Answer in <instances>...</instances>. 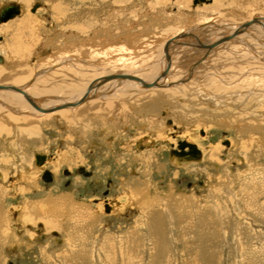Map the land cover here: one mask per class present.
I'll list each match as a JSON object with an SVG mask.
<instances>
[{
  "label": "rangeland",
  "instance_id": "rangeland-1",
  "mask_svg": "<svg viewBox=\"0 0 264 264\" xmlns=\"http://www.w3.org/2000/svg\"><path fill=\"white\" fill-rule=\"evenodd\" d=\"M216 1L223 5L215 10ZM12 2L20 14L0 24V67L14 68L20 57L19 68L30 74L21 87L47 76L65 94V86L81 90L108 69L152 74L167 37L264 15V0L195 7L193 0H0V6ZM214 29L202 35L221 26ZM242 46L207 55L192 48L198 55L184 59L177 53L166 88L172 93L159 98L160 90L136 89L115 120L57 111L21 122L20 113L0 111V264H264V77L247 60L254 75L238 77L226 54L243 55ZM97 55L95 68L102 70L91 67L96 73L74 82L71 58ZM179 141L195 145L200 160L172 163ZM35 154L46 155L44 164L35 165ZM81 168L92 175L79 174ZM46 170L51 182L41 179ZM56 200L66 209H54ZM28 205L54 209L58 220H26ZM79 206L91 220L78 218Z\"/></svg>",
  "mask_w": 264,
  "mask_h": 264
},
{
  "label": "bare ground",
  "instance_id": "bare-ground-1",
  "mask_svg": "<svg viewBox=\"0 0 264 264\" xmlns=\"http://www.w3.org/2000/svg\"><path fill=\"white\" fill-rule=\"evenodd\" d=\"M205 3H207V2H205ZM205 3H202V4H205ZM202 4H196V5L200 6ZM227 4H228L227 6L230 5L229 3H227ZM196 5H194V7ZM222 5H223V1H216L215 10L219 9L220 6H222ZM229 8H234V7H233V5H230ZM19 11H20V6H19ZM253 20H254V22H253ZM246 23H252V24H250L248 27H244L243 25L246 24ZM218 26H221V31L218 32V30H217V32L215 34H212V35H206V34L202 35V33L206 32L207 30H209V28H213L214 29V28H217ZM214 30H216V29H214ZM197 32H199L200 35L197 34ZM180 33H191V36L184 37L186 39L183 38L182 40H180V43H182V44H178V45L177 44L176 45L175 44H171L169 46L168 55L170 56V64H169V66H168V68L166 70L167 71L166 75L165 76H161V78L159 80H157V82L155 83L154 87L144 88V87L141 86V83H139L137 81H134V80H129V79H121V80H119V79H107L106 80L107 76H110L112 74H117V75H120V76L121 75L122 76H126V75L132 76V77H134V78H136V79H138V80H140V81H142L144 83L154 82L161 75V73L163 71H165V69H166V65L167 64H166L165 56L163 54V46H164L165 42L168 41L169 39L179 35ZM180 33L174 35L171 38H168L166 41H164L162 46H159L160 50H159V53L157 55L158 56L157 62H155L156 63V68H154V72L152 74H148L149 71L147 73V70L141 71V69H140L141 72H140L139 76H136L134 74H128V73H121V74L119 72L118 73L117 72L113 73V70L110 71V69H108L110 72L106 71V70H103V71H106V72H104L102 74V76L96 77L95 79L91 80L89 82L88 86H84L81 90L78 89V85L79 84L77 86L73 85V84L65 86L66 87V89H65L66 90V94L63 93L64 92L63 90L60 91L59 85H58L59 83L54 85L51 82V80H50L52 77L49 79V77H47V76L44 77V78L43 77H41V78L38 77L29 86H27L25 84L27 87H21L20 84L26 78H28V76L30 77V74H29V71L27 69L19 68L20 64L24 65L23 64V60L20 57L15 58L14 65H13L14 68H11V66H9V65H7L6 67H0V87H14V88H17V89L23 91L24 94L28 95L32 99V101H30V100L28 101L24 97V95H22L21 93H19L18 91H15L13 89H8V90L0 89V111H3V110H7L8 111L9 110V111H13L14 113H17V114L20 113L21 117H19V118H21L22 120L21 119H18V120L19 121L21 120V122L24 119L25 120L30 119V118H28L30 116H38V118L42 117V116H44L46 114H50V116H51V114H55L57 111H62L60 113V116H63L64 118L65 117L77 118V117H80V116L84 115L87 112H91L92 113V111H93L94 113H96L97 115H99L101 117H105L106 118V117L109 116V117L114 118V120H115L117 115H118L117 117H120L121 114H124V115L126 114V109L124 108L125 107L124 106V102L129 103L130 101L134 100V98L136 96H132V95L134 93V90H136V89H143V90H147V91H149V90H153V91L154 90L155 91L156 90H160L159 92H157V94H155L159 98H160V96H162V94L172 93V92L166 91V88L169 85L168 84V81H169V69H170V67H171V65L173 63L172 59L175 58L173 56H175L177 53H180L181 57L183 55V59L187 58V57H192L193 55L196 56V55H198L199 52L196 51L197 49L194 50L192 48H197V47L205 49L206 52H207L205 54L207 55V54H210L212 52H215V51L219 50V48L220 49L222 48L223 50H228L230 52V48L229 47L232 48V46L237 45V44L241 45V46L243 45L242 46L243 47L242 50L235 48V50H236L235 53L236 52H240V51L241 52L245 51L243 53V55L240 54V53H239L240 55L237 54L238 57L241 56L239 59L236 60V58H238V57L235 56L236 54L230 53L231 57L230 56L228 57L227 54H226V60H230V62H232V64H233L234 61L236 62V63H234V65H235V67L237 65L235 70H238V71H236V73H238V77L240 76V74L248 73V72H250V73H252V75H254L253 74V72H254L253 69H255L256 67L259 68V70L262 72V73H259L257 75L258 76L262 75L264 77V15L263 16L261 15L259 17H257V16L252 17L251 16L247 20H244L242 22L241 21L240 22H236V23L234 22V23H221V24H219V23H214V21L210 22V23L207 22L205 25L204 24L198 25V26H195L194 28L188 29V30L180 32ZM227 37H230V38L228 39ZM221 38H227L228 40L220 42V44L216 43V41L221 39ZM201 39L202 40L203 39L206 40L207 44L203 43V42H200ZM193 41H196L198 43L195 45L194 43H192ZM188 43H189V45H188ZM213 43H215V44L212 45L211 47H206V46H209L210 44H213ZM228 43L233 44V45H230ZM184 45H188L190 47H184ZM218 45H220V46H218ZM180 48H182V49H180ZM233 49H231V50H233ZM178 50L179 51L184 50V52L181 53V52H178ZM211 50H212V52H211ZM238 50H240V51H238ZM189 52H190V54H189ZM184 53H188V54L185 56ZM0 56H2V55L0 54ZM99 56L102 57L101 55H99ZM97 57H98V55L95 56V57H91L90 60H85V58L84 59H82V58L77 59L78 57L77 58H75V57L71 58V59L74 60V61L73 60L69 61V63L72 62L74 64L73 67H72L73 69L71 71V76H72L74 82L76 80H80V79L83 80L84 79V75L88 74V72L90 71L88 69H90L91 67H94V68L97 67V65H98V63L96 64V61L98 60ZM242 57H244V58H242ZM106 58H108V57L105 55L104 56V60ZM241 58L244 61L242 63V66H239L240 64L238 63V61ZM246 60H247V62H248V64L250 66L254 67L253 69L245 64ZM74 62H77V64H75ZM116 62H117V60H116ZM57 64H59V63H57ZM9 67L12 70H10ZM112 67H113V65H112ZM6 68H8V69H6ZM108 68H110V67H108ZM95 69H98V68H95ZM95 69H92V71H90V72L93 73V74L96 73ZM98 70H102V69L100 68ZM232 75H235V73H233ZM232 75H231V78L233 79ZM249 77H251V76H249ZM111 80H113V81H111ZM115 80H116V82H115ZM126 81H131L133 83L126 82ZM78 83H80V81ZM9 84H13V85H9ZM17 84L20 85V86H17ZM66 84H67V82H66ZM118 86H120V87L118 88ZM76 90L79 91V94H77L78 95L77 98L76 97L72 98L73 100L71 99V97H70V99H65L67 96L74 95V92H76ZM142 92H144V91H142ZM155 95H149L148 96L149 98H152L151 99L152 103H157L155 101V98H154ZM46 97H50V98L44 99ZM98 99H101V100H98ZM68 101H69V103H68ZM70 104H71V106H70ZM63 105H69V107H64V108L57 109V110H54V111L51 110L52 108H55L57 106H63ZM34 106L39 108V109H41V110H45L46 112L38 111L37 109H35ZM67 108H71V109L68 110ZM25 111H27V112H25ZM46 117H48V116L46 115ZM34 121H37V120H33V122ZM34 123H36V122H34ZM183 159L185 160L186 158H183ZM183 159L173 157L171 159V162L181 165V161ZM66 160L65 161L61 160V161L62 162H66ZM188 160H191V159H188ZM192 160H194V159H192ZM199 160H200V158L198 160H195V161H199ZM60 163L61 162H59L58 164H60ZM58 201L59 200H56L55 202L52 203L54 205V209L58 208L61 211L66 209L64 207L65 204L62 207L60 204H58ZM53 210L52 211L49 210L47 212H40L41 210L36 209V207L34 205H28L27 207H25V211L27 213L25 212L24 217H25L26 220L29 219L30 221H37L35 218H43V219H46L47 221H50L51 218L53 217L52 221H56V220H58V217H57V214L56 215L52 214ZM1 212H0V215L2 216L4 213L2 214ZM75 213L78 215L79 219L83 215H87L89 217V219L91 220V215L88 212V210H86V208H82V207L79 206V207L75 208ZM49 216H51V217H49ZM20 218H19V220H20ZM66 218H67V221H68L69 217H66ZM4 221H5V219H4ZM69 221H70V219H69ZM49 223H51V222H49ZM0 226H1V219H0Z\"/></svg>",
  "mask_w": 264,
  "mask_h": 264
},
{
  "label": "water",
  "instance_id": "water-1",
  "mask_svg": "<svg viewBox=\"0 0 264 264\" xmlns=\"http://www.w3.org/2000/svg\"><path fill=\"white\" fill-rule=\"evenodd\" d=\"M209 3L210 0H193V5H196V4H202V3ZM38 7V3H36L32 9V11L34 12L35 9ZM20 11H19V5L12 2L8 5H2L0 6V24L1 23H5L11 19H13L15 16L19 15ZM254 22V20H253ZM252 22V23H253ZM252 23H246L244 24L243 26L244 27H248L250 24ZM188 36H191V33H180L179 35L169 39L168 41L165 42L164 46H163V54L165 56V59H166V69L165 71H163L161 73V75L154 81V82H151V83H144L132 76H120V75H117V74H112L110 76H107L106 77V80L107 79H129V80H134V81H137L139 83H141V86L144 87V88H151V87H154L155 86V83L157 82V80H159L161 78V76H165L166 75V70L170 64V56L168 55V49H169V46L171 44H182L180 43V40H182L184 37H188ZM228 39L230 37H227ZM227 38H221L219 40L216 41V43H220V42H223V41H227L228 39ZM1 40V38H0ZM215 43L213 44H210L209 46H206V47H211L212 45H214ZM3 62V59L2 57L0 56V63ZM0 89H13L15 91H18L19 93H21L22 95H24V97L29 101H32V99L23 93V91L17 89V88H14V87H0ZM32 104V103H31ZM71 106V104H70ZM35 107V106H34ZM64 107H69V105H63V106H57L55 108H52L51 110H57V109H61V108H64ZM35 109H37L38 111H41V112H46L45 110H41L37 107H35ZM50 111V110H49ZM202 134V132H201ZM224 145H228V142H225ZM187 148V150H185ZM170 154L172 156H175V157H179V158H186V159H194V160H198L200 158V151L192 144H188L186 143L185 141H179L178 144H177V147L176 149L172 150L170 152ZM35 165L37 166H41L42 164H44L45 162V159H46V155L44 154H35ZM79 174H82L84 176H91V173H87L84 171L83 168L79 169L77 171ZM65 174L68 175L69 173L67 171H65ZM41 179L44 181V182H51L52 178L50 176V173L49 171H44V173L42 174V177ZM105 209L106 211L109 210V207L107 206V204L105 205Z\"/></svg>",
  "mask_w": 264,
  "mask_h": 264
},
{
  "label": "flooded vegetation",
  "instance_id": "flooded-vegetation-1",
  "mask_svg": "<svg viewBox=\"0 0 264 264\" xmlns=\"http://www.w3.org/2000/svg\"><path fill=\"white\" fill-rule=\"evenodd\" d=\"M175 148L171 149V150H174ZM92 175V174H91ZM110 187V185L108 186V188ZM107 197H105V200H106ZM105 204H107V206L109 207L107 201H105ZM110 208V207H109ZM109 211V210H108Z\"/></svg>",
  "mask_w": 264,
  "mask_h": 264
},
{
  "label": "crops",
  "instance_id": "crops-1",
  "mask_svg": "<svg viewBox=\"0 0 264 264\" xmlns=\"http://www.w3.org/2000/svg\"><path fill=\"white\" fill-rule=\"evenodd\" d=\"M168 38H169V37L165 38V40H167ZM163 40H164V39H163ZM165 40H164V41H165Z\"/></svg>",
  "mask_w": 264,
  "mask_h": 264
}]
</instances>
